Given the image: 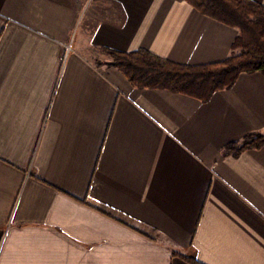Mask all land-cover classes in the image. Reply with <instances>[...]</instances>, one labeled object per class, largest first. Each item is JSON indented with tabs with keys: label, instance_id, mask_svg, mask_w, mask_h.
<instances>
[{
	"label": "crops",
	"instance_id": "0c3cea01",
	"mask_svg": "<svg viewBox=\"0 0 264 264\" xmlns=\"http://www.w3.org/2000/svg\"><path fill=\"white\" fill-rule=\"evenodd\" d=\"M238 34L184 0H0V264H264V148L223 156L264 134V75L200 102L96 64Z\"/></svg>",
	"mask_w": 264,
	"mask_h": 264
},
{
	"label": "trees",
	"instance_id": "16d2710c",
	"mask_svg": "<svg viewBox=\"0 0 264 264\" xmlns=\"http://www.w3.org/2000/svg\"><path fill=\"white\" fill-rule=\"evenodd\" d=\"M184 1L201 15L238 30L232 45L234 52L227 59L215 64L184 66L145 49L130 53L102 49L110 58L104 65L118 69L136 89L166 90L200 102H207L216 92L232 88L241 74L264 75V6L251 0ZM262 148L264 134L251 133L240 142L226 145L223 156L236 158L246 151ZM185 260L200 264L192 259Z\"/></svg>",
	"mask_w": 264,
	"mask_h": 264
},
{
	"label": "rangeland",
	"instance_id": "374dc122",
	"mask_svg": "<svg viewBox=\"0 0 264 264\" xmlns=\"http://www.w3.org/2000/svg\"><path fill=\"white\" fill-rule=\"evenodd\" d=\"M236 53H239V50H237ZM105 55H106V54H105ZM107 58H108V59L106 60V62L103 61V60L101 61V59H99V58L96 59V64H98L100 67H101V66H104L105 63H108V62L110 61V60H109L110 58H109L108 56H107ZM107 61H108V62H107ZM105 66H106V65H105Z\"/></svg>",
	"mask_w": 264,
	"mask_h": 264
}]
</instances>
